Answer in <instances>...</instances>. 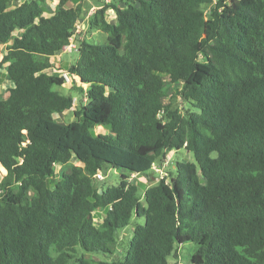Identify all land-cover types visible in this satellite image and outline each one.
Listing matches in <instances>:
<instances>
[{
    "label": "trees",
    "instance_id": "obj_1",
    "mask_svg": "<svg viewBox=\"0 0 264 264\" xmlns=\"http://www.w3.org/2000/svg\"><path fill=\"white\" fill-rule=\"evenodd\" d=\"M68 1L0 0V264H180L189 242L191 264H264V0H99L85 29L106 40H78L66 70L87 86L74 110L51 70L87 15ZM181 149L194 162L130 181Z\"/></svg>",
    "mask_w": 264,
    "mask_h": 264
},
{
    "label": "rangeland",
    "instance_id": "obj_2",
    "mask_svg": "<svg viewBox=\"0 0 264 264\" xmlns=\"http://www.w3.org/2000/svg\"><path fill=\"white\" fill-rule=\"evenodd\" d=\"M24 0H12V5H15L17 3H20ZM111 0H104V2L107 4ZM58 3V0H45V7L43 9V12L45 15H51L55 9L56 4ZM76 4H81L83 9L87 11V15L83 16L77 23L74 36L72 38L71 43H73L76 48L69 50L68 47L64 48L61 52L56 54L54 57L51 58V61L53 63L54 69H51L52 71H56L60 74H62L66 79V84L62 87L54 86L53 90L58 91L61 94L70 95L73 97V108L78 109L80 107L81 102H85L84 96L79 92L78 87L87 88L86 85H81L78 80L72 79L69 74L66 72L67 68L69 67L70 63H72L76 57V49L78 47L77 41L78 40H86L90 43H96V44H102L105 42L107 34L101 33L98 31H92L85 29V25L87 23L88 17L90 14H92L95 9L97 8L98 4H101L99 0H69L66 4V7H72ZM119 6H123L121 3H119ZM5 54V44H0V58ZM51 72V71H50ZM163 79L166 81L167 86L171 87L169 91V95H171L170 98L163 99V102L165 104L171 102L173 106H178L182 109L189 108L188 105L184 104L180 98L175 95L174 90L177 88L178 85H172L169 83V79L167 76H163ZM8 85V80L6 79L4 72H2L0 77V97L4 98L5 93L4 90L6 89ZM71 111H67L62 115H56L55 119L57 122L60 123H67L69 120H71ZM94 133H106L108 132V129L105 127H96L93 131ZM176 162H194L192 154L188 153L186 150H174L171 152H168L165 154V158L162 159V161L156 163L154 165L153 171L148 172L149 177L145 176H137L133 174H129L130 181L137 183L140 186V190L143 191L149 186L153 185L155 181L161 177H168L170 170L173 168V164ZM77 160L73 159L70 163L55 168V175L54 180H58L63 173H68L70 171V165H80ZM119 174L116 171L110 170H104L100 174L96 176V178L103 182L105 187L116 185L118 182ZM125 174V173H124ZM152 175L155 176L156 179L152 178ZM101 184V183H99ZM104 215L103 210L96 211L94 216L95 224L98 225L102 221V216ZM142 222V219H132L129 226L124 232L119 233V237L121 241L120 243H123L126 239L127 242L129 238L132 235V228L135 223ZM196 246L194 243L189 242L185 243L183 246L180 247L178 252V262L180 264H191L190 263V255L194 252ZM118 249H121L119 247ZM88 257V254H86ZM97 259L100 260H108L103 255H95ZM168 261L170 264L175 263V259L171 256L168 258Z\"/></svg>",
    "mask_w": 264,
    "mask_h": 264
},
{
    "label": "built area",
    "instance_id": "obj_3",
    "mask_svg": "<svg viewBox=\"0 0 264 264\" xmlns=\"http://www.w3.org/2000/svg\"><path fill=\"white\" fill-rule=\"evenodd\" d=\"M71 41H72V40H71ZM67 47L69 48V50H71L72 48H73V49L76 48V46H75L73 43H71V42H70V44H69ZM152 168H154V165H153Z\"/></svg>",
    "mask_w": 264,
    "mask_h": 264
}]
</instances>
